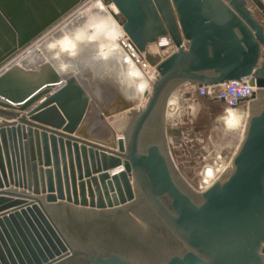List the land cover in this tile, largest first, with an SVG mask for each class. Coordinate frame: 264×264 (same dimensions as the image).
Returning <instances> with one entry per match:
<instances>
[{"label": "water", "instance_id": "1", "mask_svg": "<svg viewBox=\"0 0 264 264\" xmlns=\"http://www.w3.org/2000/svg\"><path fill=\"white\" fill-rule=\"evenodd\" d=\"M86 1L0 0V118L15 120L0 124V264H264V2L107 0L158 73L136 109L114 80L13 64ZM250 76L231 166L198 192L171 156L169 100Z\"/></svg>", "mask_w": 264, "mask_h": 264}, {"label": "bare ground", "instance_id": "2", "mask_svg": "<svg viewBox=\"0 0 264 264\" xmlns=\"http://www.w3.org/2000/svg\"><path fill=\"white\" fill-rule=\"evenodd\" d=\"M107 7H110V12L100 2L87 7L30 52L18 64V69L29 72L32 69L40 71L41 68H49L61 75L74 73L80 78L84 72H88L87 81L91 86L95 85L97 79H111L122 88L128 86V83L131 84L132 92L127 95L131 100H140L139 95L145 97V94L149 93L152 88L149 75L128 54L123 44L127 43L123 29L112 17V15L114 17L118 15V8L114 4ZM102 38L107 42L103 43ZM153 48L149 49L151 53H154ZM121 57L134 83L124 76L121 66L115 60ZM113 68L117 70L118 75L111 74L110 69ZM92 71L94 73L91 75ZM170 101L173 102V99ZM224 120L227 128H236L240 125L242 116L238 111L229 110ZM120 170L121 168L118 171ZM205 174L207 178H210L214 171L208 169ZM211 184L212 182L205 188Z\"/></svg>", "mask_w": 264, "mask_h": 264}, {"label": "rangeland", "instance_id": "3", "mask_svg": "<svg viewBox=\"0 0 264 264\" xmlns=\"http://www.w3.org/2000/svg\"><path fill=\"white\" fill-rule=\"evenodd\" d=\"M262 1L264 2V0ZM97 2L105 5L106 9L110 12V7H107L110 3H108L107 0L86 1L54 26L49 32L44 34L39 40L33 43L27 50L18 55L13 61V64L23 60L30 52L36 49L57 30L61 29L70 20L82 13L87 7ZM112 17L117 24L123 27L122 25L125 23V18L120 12L118 15H115V17L112 15ZM124 39L130 41L135 46L125 32ZM151 45H155V43ZM140 53L146 59V53ZM93 73L92 71L91 75ZM83 74L84 75L81 77L82 81L85 85L91 86L87 81L89 73L84 72ZM150 90H152V88ZM184 90L185 88H182L178 92L173 93L170 98V100L173 99L175 104L167 108L166 129L168 142L171 156L176 167L188 183L196 191L201 192L206 189L205 187L207 186L204 180L213 182L214 179V177L207 178V176H205L206 169L209 166H214V162H217V165H219L220 161L227 163L232 160L240 145L242 129L245 123H243L244 118H242L238 127L227 128L224 120L226 107L223 104L216 102L211 103L206 99L192 96L186 98L182 95ZM139 98L140 100L136 101V109L143 108L147 103V97L139 95Z\"/></svg>", "mask_w": 264, "mask_h": 264}, {"label": "built area", "instance_id": "4", "mask_svg": "<svg viewBox=\"0 0 264 264\" xmlns=\"http://www.w3.org/2000/svg\"><path fill=\"white\" fill-rule=\"evenodd\" d=\"M123 44L125 48H127L126 50L128 54H130V56L135 59L136 63L148 73L150 83L153 84L158 75L156 67L151 66L146 61L144 56L139 52V50L130 41H127V43ZM171 44L172 42L170 37L168 35H162L157 38V41L155 42V47L159 52L160 48L170 46ZM254 81V78L250 76L245 77L237 82L202 86L200 88L197 86L186 87L182 95H184L186 98L192 96L195 98H203L206 100L215 101L216 103L223 104L226 107L225 113H227L229 110L236 111L243 104L247 106L249 105V102L252 100L253 94L256 91ZM181 89H177L175 92H178ZM174 104L175 102H171L169 100L168 108L170 106H174ZM231 161L232 160L227 163L220 161L219 165H217V162H214L215 165L209 166L206 169V172L208 171V169H212L214 171V174L211 178L214 177L215 179L216 177V179H218L220 176H222L229 170L231 166ZM214 179L213 182L216 180ZM204 182L209 185V183H211L212 181L209 182V180H204Z\"/></svg>", "mask_w": 264, "mask_h": 264}, {"label": "crops", "instance_id": "5", "mask_svg": "<svg viewBox=\"0 0 264 264\" xmlns=\"http://www.w3.org/2000/svg\"><path fill=\"white\" fill-rule=\"evenodd\" d=\"M102 40V39H101ZM102 42L104 43L105 42V40H102ZM107 42V41H106ZM122 58V57H121ZM121 58H117V59H115L117 62H118V64L121 66V68H122V71H123V73H124V76H126V77H128V79L132 82V83H134V80H131V77L129 76L130 74L128 73V71H129V69H127L126 68V64H125V62H124V60H123V58L121 59ZM110 72H111V74H115V75H118V72H117V70H115L114 68L113 69H110ZM120 76V75H119ZM131 85V84H130ZM130 85H129V83H128V86H124L123 87V89H124V91L126 92V94L127 95H129V94H131V87H130ZM42 101L43 100H41L39 103H42ZM249 107L247 106V105H241L236 111H238L240 114H241V116H242V118L244 117V123L247 121L246 119V116L248 117V109ZM24 114H26V113H24ZM247 114V115H246ZM4 121H6V120H4L3 118H0V124L1 123H3ZM7 123H14L15 122V120H11V121H6ZM245 125H246V123H245ZM244 131H245V126L243 127V129H242V137H243V134H244ZM243 139V138H242ZM242 139H241V141H242ZM241 143V142H240Z\"/></svg>", "mask_w": 264, "mask_h": 264}]
</instances>
